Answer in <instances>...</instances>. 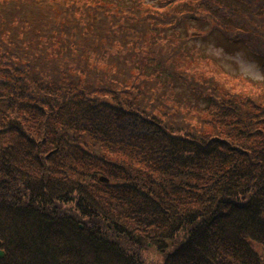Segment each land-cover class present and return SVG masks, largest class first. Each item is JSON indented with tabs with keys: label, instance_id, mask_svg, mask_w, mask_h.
<instances>
[{
	"label": "trees",
	"instance_id": "1",
	"mask_svg": "<svg viewBox=\"0 0 264 264\" xmlns=\"http://www.w3.org/2000/svg\"><path fill=\"white\" fill-rule=\"evenodd\" d=\"M213 32L263 78L230 85ZM0 250L264 264V0H0Z\"/></svg>",
	"mask_w": 264,
	"mask_h": 264
},
{
	"label": "rangeland",
	"instance_id": "2",
	"mask_svg": "<svg viewBox=\"0 0 264 264\" xmlns=\"http://www.w3.org/2000/svg\"><path fill=\"white\" fill-rule=\"evenodd\" d=\"M226 44L214 32L200 41L205 52L217 60L223 70L229 74L227 77L230 79L228 82L230 85L237 86V89H248L251 85L250 81L255 82L263 78L259 60L254 55L240 44L234 46L227 44L229 47ZM139 260L141 264H161L163 262L161 255L154 250L144 252Z\"/></svg>",
	"mask_w": 264,
	"mask_h": 264
},
{
	"label": "water",
	"instance_id": "3",
	"mask_svg": "<svg viewBox=\"0 0 264 264\" xmlns=\"http://www.w3.org/2000/svg\"><path fill=\"white\" fill-rule=\"evenodd\" d=\"M4 252L2 250H0V259H2L4 257Z\"/></svg>",
	"mask_w": 264,
	"mask_h": 264
}]
</instances>
